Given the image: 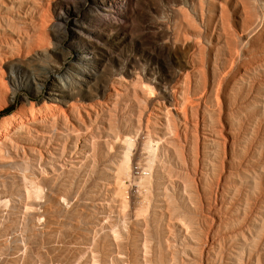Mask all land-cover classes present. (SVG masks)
Returning a JSON list of instances; mask_svg holds the SVG:
<instances>
[{
  "label": "rangeland",
  "instance_id": "rangeland-1",
  "mask_svg": "<svg viewBox=\"0 0 264 264\" xmlns=\"http://www.w3.org/2000/svg\"><path fill=\"white\" fill-rule=\"evenodd\" d=\"M0 264H264V0H0Z\"/></svg>",
  "mask_w": 264,
  "mask_h": 264
}]
</instances>
